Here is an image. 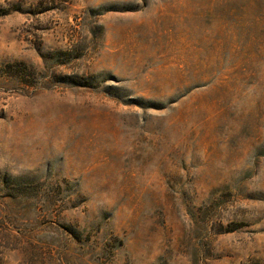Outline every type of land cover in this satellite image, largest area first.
Wrapping results in <instances>:
<instances>
[{
    "label": "rangeland",
    "instance_id": "1",
    "mask_svg": "<svg viewBox=\"0 0 264 264\" xmlns=\"http://www.w3.org/2000/svg\"><path fill=\"white\" fill-rule=\"evenodd\" d=\"M0 264H264V0H0Z\"/></svg>",
    "mask_w": 264,
    "mask_h": 264
}]
</instances>
